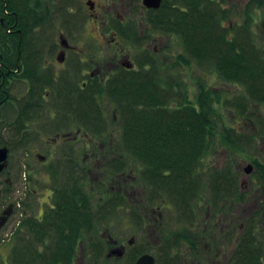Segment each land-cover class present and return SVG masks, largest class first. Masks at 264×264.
<instances>
[{
	"label": "flooded vegetation",
	"instance_id": "obj_1",
	"mask_svg": "<svg viewBox=\"0 0 264 264\" xmlns=\"http://www.w3.org/2000/svg\"><path fill=\"white\" fill-rule=\"evenodd\" d=\"M141 1L144 3V0H0V123L3 122L1 116L7 114L8 110H13L21 116L24 126L32 123L40 126L53 125L60 129L71 128L77 119L74 113L78 100L83 101L86 106L93 105L95 108L91 111H96L95 116L102 117L99 120L105 119V114L99 107L102 103L98 105L95 100L101 95L107 100V106L114 108L115 119H119L120 117L116 115L117 111L124 114L128 108H125L123 103L125 90L133 89L136 92V71L140 70L139 62L135 57L136 49L142 47L143 51L151 50L161 56L155 57V61L160 62L162 59H168V52L162 53L163 48H168L173 43L171 37L167 35L171 31L169 22L172 6L167 0H162L159 8L144 7L138 10L135 5L140 4ZM177 1L187 4L185 0ZM220 1L209 0L216 11L221 10ZM227 1H234L236 5L239 3L237 7L242 3L241 0ZM222 7L230 9L232 4L227 3ZM248 8L249 1L245 0L244 9ZM187 13L186 10L182 11L185 17ZM233 26L234 24L230 25L231 30H234ZM147 59L140 57L139 61H143L141 63L148 69L150 67L147 66L152 63ZM146 79L145 77L144 80ZM187 107L183 105L176 108L186 112L189 108ZM133 109H136V106ZM158 109L156 106L150 107L153 112H157ZM85 111L87 112V109ZM87 117L85 116V119ZM80 131V128L74 133L60 130L55 132L56 136L46 137L44 141L49 146L48 151L54 153L57 150L56 146L63 144H69L72 151L76 150L73 146L77 142L84 141L88 144L87 141L95 140L89 136L81 137ZM127 140L130 142L127 137L102 139L113 144L119 141L125 144ZM132 140L140 144V141L146 139L139 137ZM159 140L172 141V138L165 140L151 138L150 141L155 144L161 142ZM261 155L264 158V151ZM35 157L45 169L54 165L47 154L37 151ZM74 158L71 156L68 164L75 166ZM136 159L141 160L140 155L136 154ZM23 161V166L28 168L30 163L26 156ZM249 164L253 166L250 173H246L245 170L239 173L241 183H245V187L241 184V192L249 191V176L259 165H264L261 161H257V165ZM5 171L6 168L2 174ZM78 171L79 169L66 170L67 173L64 174L65 170H63L62 176L67 177L63 184H60L63 181L47 186L42 184L41 188L36 190L38 204L35 217L40 231L42 230L40 236L42 243L44 244L51 237L54 246L57 240L64 244L59 249L48 248L47 255L61 256L60 259L53 261V264H62L65 261L68 264H87V257H92L89 262H97L103 253L106 260L125 257L131 252V248L137 245L135 243L137 236L115 238L110 228H107L101 233L107 242L106 252L102 247L90 250L84 248L81 242L75 244L76 224L88 226L90 223L109 221L120 208H129L136 203V212L133 214L136 218L135 222H139V218L143 217L144 221L152 226L151 222L163 218L160 210L162 205L155 206L152 202L154 205L152 206L144 201L141 203L137 197V189L136 202L125 201L124 196L132 194L134 189L132 187H135L133 180H136V176L130 178L118 174L119 180L123 178V182L126 183L106 184L104 196L100 202H97L103 206L102 210L101 207L92 204L91 198L94 194L92 186L71 183L70 177H73V172L78 173ZM83 171L88 172L86 168ZM142 172L146 173L148 170L145 168ZM170 172L171 170L167 169L165 174ZM151 173L161 172L152 170ZM52 174L56 176L53 171ZM27 180L29 182V179ZM7 181L11 184L10 179ZM221 189L223 190L224 187L220 184L213 185L214 196L220 195ZM250 198L251 196L247 195L242 200L217 199L216 208L211 203L206 207L207 213L204 218H191V221L186 218L189 226L169 235L167 242L163 241L164 235L159 234L161 237H158L157 243L154 244L162 250L161 260L154 252L145 253L154 256L155 264L161 262H164L162 264H237L236 247L242 236L245 241L251 242L255 235L262 240L264 246V229L261 223L259 224L260 215L264 216V202H258L257 208L248 213L252 205ZM181 202L187 206L189 200L184 198ZM182 209L184 214L188 216L191 213L194 218L198 207L191 204L190 208L182 207ZM240 218L243 222L239 223ZM249 218L250 223H246ZM219 222L223 227L217 232L215 227ZM236 224L239 225L237 234L234 232ZM53 225L69 226L71 230L62 235L52 229ZM226 233L228 235L225 237ZM232 234H235V238L232 249L227 255L224 251L226 247L224 242L226 238L230 241ZM178 246L181 248L180 251ZM261 251L264 253V247ZM135 253H139L137 247ZM143 253L138 254L133 264ZM41 254H44V250L40 252ZM221 254L224 255V259H219ZM45 258L42 259L45 261Z\"/></svg>",
	"mask_w": 264,
	"mask_h": 264
},
{
	"label": "rangeland",
	"instance_id": "obj_2",
	"mask_svg": "<svg viewBox=\"0 0 264 264\" xmlns=\"http://www.w3.org/2000/svg\"><path fill=\"white\" fill-rule=\"evenodd\" d=\"M185 1L187 3L189 0ZM241 1L242 3L239 7H237L239 3L236 5L234 1H220L222 6L231 3L232 8L227 9L226 12L222 10V7L219 11H213L215 19L218 18V27L213 26L215 28L213 31L217 32L218 30L219 32L220 30L224 32L226 38L235 43L242 42L247 49L255 48L256 51H259L262 59H264V0H248L249 8L247 10L244 9L245 0ZM258 1H260L261 7L257 5ZM167 2L172 6L171 14L180 13L183 10L188 11V13L191 11L190 6L183 4L182 1L167 0ZM205 2V0L195 1L194 7H202V5L204 6L207 3L206 8L212 10L213 4L210 5L209 1ZM135 6L138 10L146 7L143 1ZM143 17L145 16L143 15ZM170 18L174 19V16L170 15ZM231 24H234V30L227 28ZM174 30L176 29H172L167 33L173 43L168 48H163L162 51L163 54L168 52L167 60L155 61V57L161 56L154 54L151 50L143 51L142 47L136 49L135 57L138 60L137 62H139L140 70L136 71L135 78L142 80L147 77V79L149 78L153 81V84L147 87L149 91L155 94L163 93L164 96L169 98L167 105L162 104V106H157V109L164 108L169 113L177 109V106L186 105L185 103L188 100L191 101L190 104L193 107L198 97H203L207 94L213 96L214 99L212 101L208 100L211 102V106L214 105L216 107V111L213 114L219 115L215 118L217 119L216 131L215 135H213L215 140L214 142L209 140L211 145L209 144L207 151L201 153L200 160L193 172L196 176L193 177L192 185L187 183L181 189L178 188L177 192L169 193V188L167 189L165 186L160 188L159 185L151 184L146 180L142 172L146 168V163L143 160L136 159V153L134 154L129 150L128 140L125 141V144H121L124 140L122 142H114V144L102 141V139L116 137L125 139L126 118L132 116V114L126 112L123 114L117 111L116 115L120 118L116 120L114 108L107 106V100H104L102 95L95 100L98 105L102 103V106L100 104L99 107L101 112L105 114V119L98 120L102 117L94 116L96 111H91L95 107L93 105L90 107L86 106L83 101L78 100L74 113L77 119L72 124V127L67 129L55 128L53 125L40 126L32 123L24 126L21 116L17 115L18 112L8 110L7 114H5L6 116H1L3 122L0 123V147L5 145L10 149L9 166L0 176V214L11 203H14L16 207L14 213L1 229L0 264H46L42 258L50 257L47 255L46 250L54 247L53 238L49 237L43 244L40 237L42 233L40 226L37 225V236L33 232L34 229L36 231V225L30 228L28 220H36L38 204L36 190L41 188L42 184L47 186L58 184L60 181H63L60 183L63 184L67 178L62 176L63 170H65L64 174H66L68 172L66 170L79 169L78 173L73 172V177H70L72 179L71 183L75 182V184L92 186L94 191L91 198L92 204L101 207L102 210L103 206L97 204V202L102 200L106 184L111 182L115 184L126 183L123 182V178L119 180L118 174H124V177L130 178L136 176V180H133L135 187H132L134 188L132 194H126L124 196L125 201L136 202L137 191V197L141 203L144 201L150 205H152V202L155 206L162 205L160 210L163 218L151 222L152 226L147 221H144L143 217L139 218V222H135L136 218L133 217V214L136 212V203L131 206L133 208H120L119 212L113 215V218L109 221L103 220V222L99 221V223H90L88 226L83 225L77 245L81 242L84 248L90 250L102 247L106 252L107 242L101 233L107 228H110V232L115 235V238L124 239L130 236H135L136 238L137 236V242H135L137 245L131 248V252H128L125 257L106 260L103 253L97 262H89L88 260H92V257H87V264H133L136 257L143 252H154V254L159 255L161 260V256H163L162 250L154 244V242L157 243L158 237H161L159 234L164 235L163 241L167 242L166 239L169 238V235H172L175 231L180 232L185 226H189V221L186 218H189L190 221L191 218H204L207 213L206 207L210 206L211 203L216 208L215 202L217 199L219 201L225 198L228 200H242L247 195L251 196L252 205L248 213L257 208L258 202H264L263 164L259 165L249 176L250 188L248 192H241L242 183L241 179H239V173L241 171L244 172L243 170L247 164L254 163L257 165V161L264 163V158L261 157L264 151V98H260L261 96L258 98L256 95L252 96L246 83H237L234 80L223 77L213 58H207L206 56L197 58L191 54L189 42L183 35V31L181 30V33ZM140 57L148 58L147 60L151 61L152 64L147 66L150 68L144 67V64L141 63L143 61H139ZM263 67L260 66L259 68L263 69ZM173 95L175 97H172ZM137 106V109L143 107L142 104ZM196 106H198V103ZM83 108H86L87 112ZM208 115L211 116L212 113L209 112ZM85 116H88L87 119H85ZM43 119L46 120L45 118ZM79 128L81 129V137L89 136L95 140L87 141L88 144H85L84 141L83 143L77 142L74 146L72 145L76 149L72 150L73 152L69 144L56 146L57 150L54 153L48 151L49 146L44 141L46 137H54L56 136L55 132L60 130L74 133ZM221 133L226 135L222 136ZM210 135L212 134H207L208 139L211 138ZM37 151L49 155L54 165L45 169L36 160L35 152ZM25 156L30 163L28 168L23 166V158ZM71 156L75 157V166L68 164V159ZM84 168L88 172L83 171ZM52 171L56 173V176L52 174ZM163 171L161 172V178L165 174ZM218 175L223 176V178L219 180ZM7 179H10L11 184ZM27 179H29V182ZM222 181L224 182L223 184ZM217 184H220L221 187L223 186L224 189H221L220 195L215 194L216 196H214L213 185ZM242 186L245 187V183ZM182 195L183 198L189 200L187 206L184 203L182 204L181 200L183 198H179ZM191 204L198 207L194 218L191 213L188 216L184 214L182 209V207L190 208ZM260 216L259 224L261 223L262 229H264V216ZM213 218L217 219L216 217ZM242 218L239 219V223L243 222ZM250 218L247 219L246 223L249 222ZM238 224L235 226V234L239 231ZM220 227H223L221 222L215 227L217 232H219L218 229ZM235 234L231 235L230 241L229 238H226L224 242L226 246L224 251L227 255L232 249ZM227 235L226 233L225 237ZM136 247L139 250V255L135 253ZM177 248L179 251L181 250L179 246ZM133 249L135 250L133 251ZM42 250H44V254L40 255ZM222 255L219 256V259H224V255ZM62 264L68 263L65 261Z\"/></svg>",
	"mask_w": 264,
	"mask_h": 264
},
{
	"label": "trees",
	"instance_id": "obj_3",
	"mask_svg": "<svg viewBox=\"0 0 264 264\" xmlns=\"http://www.w3.org/2000/svg\"><path fill=\"white\" fill-rule=\"evenodd\" d=\"M195 1L199 0H189L188 2L190 3L187 2L191 10L187 13V17L182 14V11L171 14L174 19L169 22L170 29H176L174 31L181 33L183 31V35L189 42L191 54L197 58L202 56L213 58L223 77L234 80L237 83H246L252 96L256 95L258 98L260 96V98H264V67L263 69L259 68L264 66V59H262L259 51H256L255 48L247 49L242 42H232L220 30L219 32L218 30L214 32L215 28L213 26L218 27V18L215 19L213 12H216V10L214 8L212 10L206 8V2L209 0H205L206 5L196 8L194 7ZM257 5L261 7L260 1H258ZM222 10L227 11L225 8ZM227 28L231 30L230 27ZM151 84H153V81L149 78L146 80L136 79V92L133 89L125 90L123 103L125 108L128 107L129 109L126 108L125 112L132 114V116L126 118V128L124 130L126 131V137L130 140L129 150L134 154L140 155L141 160L146 163L148 170V172L144 173L146 180L151 184L159 185L160 188L165 186L167 189L169 188V193H174L187 183L192 185L193 177L196 176L193 172L200 160L201 153L207 151L210 144L209 140H213V142L215 140L213 135H215L216 131L217 119L215 118H217L218 114H213L216 111V107L214 105L211 106L210 101L214 98L208 94L198 97L193 107H191V101L186 100V103L183 102L188 107L190 106V108L187 107L186 113L181 109H175L172 113H169L168 110L160 108L157 112H152L150 107L156 106L157 108V106H162V104L167 105L169 98L164 96L163 93L155 94L150 92L147 87ZM172 97L175 96L173 95ZM197 103L198 106H196ZM139 104H142L144 108L137 109ZM132 106H136V109L129 108ZM145 106L148 108H145ZM209 112L212 113L211 116L208 115ZM225 133H221V135L224 136L226 135ZM207 134H212L210 135L211 138L208 139ZM139 137L146 140L136 144L132 139H138ZM169 137L172 138V141L159 140L161 142L155 144L150 141L151 138L165 140ZM167 169L171 170V172L164 174L163 178H161V173H151L152 170L160 172L164 170L163 172H165ZM221 178L223 176L219 175V180ZM179 198L182 199L183 195L182 197L179 196ZM31 221L30 219L28 220V225L30 228L36 225V231L34 229L33 232L38 236L37 221L33 220L32 223ZM82 226L81 224H76L75 226L76 245L80 239ZM52 229L62 235L71 230L69 226L63 225H53ZM256 229L255 227L254 230L256 231ZM61 245L64 244L57 240L54 247L59 249L63 247ZM263 247V242L259 237L254 235L251 242H247L242 236L236 247V263L264 264V253L261 251ZM60 258L61 256L57 255L46 257L45 262L46 264H53V261Z\"/></svg>",
	"mask_w": 264,
	"mask_h": 264
},
{
	"label": "water",
	"instance_id": "obj_4",
	"mask_svg": "<svg viewBox=\"0 0 264 264\" xmlns=\"http://www.w3.org/2000/svg\"><path fill=\"white\" fill-rule=\"evenodd\" d=\"M162 5V0H144V5L148 8H159ZM9 153L10 149L8 146H2L0 147V175L2 171L7 168L9 164ZM253 169V166L250 164H247L245 167V172L250 173ZM13 213V205H9L6 207V209L0 214V233L2 227L6 224L8 221V217ZM155 258L150 253H143L138 260L135 262V264H155Z\"/></svg>",
	"mask_w": 264,
	"mask_h": 264
}]
</instances>
